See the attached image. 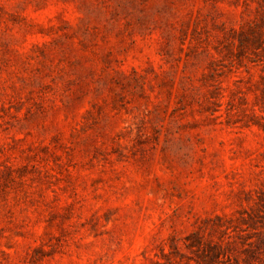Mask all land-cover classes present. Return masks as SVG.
I'll use <instances>...</instances> for the list:
<instances>
[{"label":"rangeland","instance_id":"374dc122","mask_svg":"<svg viewBox=\"0 0 264 264\" xmlns=\"http://www.w3.org/2000/svg\"><path fill=\"white\" fill-rule=\"evenodd\" d=\"M0 264H264V0H0Z\"/></svg>","mask_w":264,"mask_h":264}]
</instances>
